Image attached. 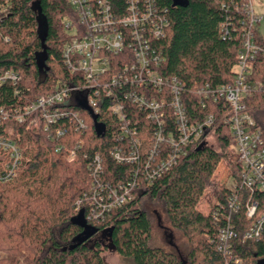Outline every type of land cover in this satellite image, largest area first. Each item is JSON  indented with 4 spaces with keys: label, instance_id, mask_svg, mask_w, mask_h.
I'll return each mask as SVG.
<instances>
[{
    "label": "trees",
    "instance_id": "16d2710c",
    "mask_svg": "<svg viewBox=\"0 0 264 264\" xmlns=\"http://www.w3.org/2000/svg\"><path fill=\"white\" fill-rule=\"evenodd\" d=\"M111 1L116 10L125 7V0ZM244 1L157 0L170 23L167 36L158 41L165 56L161 72L185 82L184 98L191 120L208 114L216 117L213 130L217 146L203 139L188 145L177 165L151 184L140 179L135 198L104 218L90 217V163L100 154L104 163L102 178L113 185L135 177L156 130L141 108L126 101L131 125L138 128L143 143L141 161L134 164L118 162L111 155L119 144L111 134L119 127L116 117L105 111L98 116L76 101L69 107L85 117V131L61 120L46 127L40 111L22 123L14 118L0 123V135L15 139L23 153L15 177L0 185V252L4 254L0 264H109L103 256L108 247L103 239L134 264H264V234L243 241L252 221L245 205L231 216L235 230L231 257L219 249L220 230L227 223L228 189L208 213L197 209L233 139L223 122L227 104L219 99L202 107V97L194 90L206 84L217 88L233 81L243 42L239 21L243 15L235 2ZM4 5L9 12L5 15L0 11V74L13 69L22 80L19 93L10 82L0 86V106H25L36 96L53 92L60 81H75L62 53L68 37L63 20L74 17L67 0H0V8ZM225 22L231 37H223L221 24ZM251 78L264 82V54L253 61ZM245 101L264 133V92L253 91ZM168 122L173 123L171 117ZM58 128L65 133L58 135ZM81 139L85 145L77 149ZM72 149H77L73 159ZM241 193L244 203L252 196L262 207L263 192L251 193L242 188ZM218 207L222 212L216 218ZM98 234L103 239L96 237ZM179 234L185 238L184 243L178 241Z\"/></svg>",
    "mask_w": 264,
    "mask_h": 264
},
{
    "label": "built area",
    "instance_id": "2783aa9c",
    "mask_svg": "<svg viewBox=\"0 0 264 264\" xmlns=\"http://www.w3.org/2000/svg\"><path fill=\"white\" fill-rule=\"evenodd\" d=\"M67 3L74 17L63 20L68 37L62 53L75 81H60L53 92L36 96L25 106H0V123L12 118L22 123L35 111H40L46 127L61 120L85 131V117L69 107L76 101L98 116L105 111L116 117L119 127L111 134L119 144L111 150V155L118 162L134 164L141 161L143 143L138 128L131 125L126 101L141 108L154 122L156 130L147 158L136 169L135 177L113 185L102 178L104 163L100 154L90 163L93 176L90 217L104 218L108 212L135 198L134 190L140 179L153 183L178 164L188 145L202 139L208 144L210 138L216 136L213 130L216 117L208 114L203 119L191 120L184 98L185 82L161 72L165 56L158 41L167 36L170 23L166 10L158 6L157 0H125L123 10H116L111 0H67ZM235 5L243 15L239 19L243 42L237 55L234 79L217 88L206 84L194 90L202 97V107L207 102L217 103L219 99L228 107L223 122L233 142L225 153L229 167L226 182L229 194L225 205L228 212L227 223L220 230L219 249L229 258L235 236L231 216L244 205L252 221L243 241L247 243L264 234V203L261 207L252 196L244 203L241 193L242 188L251 193H264V133L256 125L245 101L253 91L264 92V82L251 78L253 61L264 54V35L259 31L264 14L256 12L252 0L235 2ZM0 9L5 15L9 12L5 5ZM221 26L223 37H231L228 24L225 22ZM21 80V75L13 69L0 74V86L10 82L16 93L20 92ZM118 89L124 90L118 94ZM170 117L173 123L168 122ZM102 131L106 133L107 128ZM64 133L63 128L57 129L58 135ZM84 145L81 139L77 149ZM60 149L61 146L57 147V151ZM77 149L71 150V159L75 158ZM22 160L23 153L15 139L0 135V185L15 177ZM220 209L218 207L215 212L216 218L222 212Z\"/></svg>",
    "mask_w": 264,
    "mask_h": 264
},
{
    "label": "rangeland",
    "instance_id": "374dc122",
    "mask_svg": "<svg viewBox=\"0 0 264 264\" xmlns=\"http://www.w3.org/2000/svg\"><path fill=\"white\" fill-rule=\"evenodd\" d=\"M254 8L257 13L264 14V0H252ZM259 31L261 34L264 35V21L260 24ZM209 145L216 147L217 146V137L214 136L213 138H210V141L208 143ZM229 167H228V161L226 159V154L222 161L220 162L218 168L216 169L209 186L205 190L204 194L199 200V203L197 205V209L204 213H208L212 206L214 205L215 201L219 198V195L221 193L228 189L227 188V180L229 179ZM154 207L158 208L159 210V216L163 220V223L167 225V221L165 219V215L163 214L161 207L159 205H155ZM158 231V229H156ZM178 236V241L180 243H184L185 238L181 237V235ZM96 237L101 238V236L98 234ZM103 239V238H101ZM108 245L106 250L103 251V256L109 264H134L129 259H126L122 255H120L116 249L113 248L112 245H109V241L106 239H103V242ZM3 253L1 252V257H3Z\"/></svg>",
    "mask_w": 264,
    "mask_h": 264
}]
</instances>
